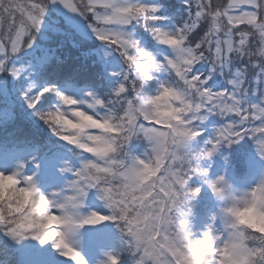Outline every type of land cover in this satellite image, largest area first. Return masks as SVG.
<instances>
[{
	"label": "snow or ice",
	"instance_id": "obj_1",
	"mask_svg": "<svg viewBox=\"0 0 264 264\" xmlns=\"http://www.w3.org/2000/svg\"><path fill=\"white\" fill-rule=\"evenodd\" d=\"M182 4L177 18L170 0H0V127L17 126L25 143L53 155L66 146L59 172L72 179L62 191L69 193L65 199L78 216L59 205L61 214L52 221L54 201L40 196L35 174L27 171L29 164L39 168L33 155L18 161L15 171H0V178L22 182L21 191L39 196V204L47 207L37 215L38 208L29 209L27 200L20 207L8 204V219L0 208L5 236L16 243L34 240L50 245L72 264L86 261L70 237L86 225L104 222L126 225L136 264H250L264 255V240L249 246L244 233L235 232L237 224L220 230L215 216L202 231L193 230L191 209L181 206L185 198L199 196L201 188L193 186L188 176L195 172L206 178L209 173L191 167L182 155L181 149L192 139L188 130L149 118L146 111L181 84L199 89L198 111L209 116H215L222 97L232 106L231 114L219 121L223 127L213 129L215 138L205 141L208 147L202 155L211 159L222 143L243 137L255 142V152L264 159V140L256 139L264 136V101L259 100L264 94V67L254 73L255 96L251 90L243 92L248 82L242 81L247 100L231 86L208 90L205 83L200 88L208 72L198 71L205 57L223 61L237 43L246 44L245 27L264 28V4L262 0H182ZM222 23L227 25L223 31ZM90 41L102 47H91ZM187 43L195 48L184 47ZM176 50L187 53V58L174 56ZM114 58L120 62L119 70L113 68ZM193 63L191 69L182 66ZM211 71L215 73V67ZM236 108L244 121L240 125L230 122ZM250 120L255 122L251 127ZM45 130L58 143H40ZM193 131L203 139V133ZM97 144L104 150L93 151ZM145 146L152 153L148 161L133 155ZM69 150L75 162L68 158ZM113 176H119L121 183H110ZM203 183L223 197L222 177ZM92 190L99 193L106 215L83 213ZM258 190H264V180ZM133 211L135 216L129 215ZM105 264L121 261L109 253Z\"/></svg>",
	"mask_w": 264,
	"mask_h": 264
},
{
	"label": "clouds",
	"instance_id": "obj_2",
	"mask_svg": "<svg viewBox=\"0 0 264 264\" xmlns=\"http://www.w3.org/2000/svg\"><path fill=\"white\" fill-rule=\"evenodd\" d=\"M220 2V0H218ZM264 4V0H262ZM261 24L264 25V21H261ZM227 29V25L222 23V31ZM243 32L247 33L246 44L237 43L231 53L230 58H225L221 61L215 56L211 58V62L208 57H205L204 61L200 63L198 71L201 75H204L205 71L208 72V75H204V80L200 84V88H203L205 83H208V90L214 89L215 85H209V77L213 80L215 77H219L225 86V90L231 86L240 96L242 100H247L248 97L243 95L241 91V84L243 80H247V85L243 87V92H248L251 90L253 96L256 94V85H255V75L260 71L261 67H264V28L254 25L252 27H245L242 29ZM190 39V35L188 37ZM184 47L195 48V45L187 43ZM198 54L199 49H195ZM173 55H184L187 58V53L181 54L178 50L173 52ZM223 64V67H221ZM183 67L191 69L195 67V64H185ZM260 66V67H258ZM215 67L216 71L213 73L211 69ZM237 73H240V76H237ZM261 92L264 93V89H261ZM201 97L199 96V89L190 88L183 84L179 85V90H169L164 93L160 98L159 104L156 106L149 105L146 111L149 113V118H158L161 121H164L170 124L174 128H182L188 130V134L192 137L188 141L187 145L184 146L181 151L182 155L186 160L192 162L191 167L196 168L200 167L205 169L209 175L206 178L199 177L195 172L188 176V181L191 182L194 178L199 181L200 186L203 187L204 179L207 180H216L219 177L223 178V185L221 187L225 188L223 197L215 194L210 188V192L213 198L219 202L217 210L212 213L211 217H217V221L220 222V230L225 228L226 224H237L238 227L235 229V232H243L244 236L247 237L249 246L255 241L264 240V235L261 233L264 232V190H258V185L262 180H264V172L261 173L257 182L250 188L246 190H236L233 184L226 178L225 175H217L215 178H210V169L212 164L215 161V158L220 156L225 162L227 161L224 155L223 150H230L233 146L240 144L244 141V138L241 137L238 142L234 143H222V146L219 148L217 153L211 159L202 155L205 149L208 147L205 141L212 140L215 138L213 129L223 127L222 124L215 125L210 124L209 122L215 119L216 121L224 120L231 114L232 106H229L225 103L222 97L218 98V104L220 105L219 110L215 113V116H209L207 112H200L198 108L200 106ZM260 101H264V94L259 96ZM245 107L247 105L245 104ZM235 115L232 116L231 123L235 125H240L244 121L239 118V108L235 109ZM64 123L71 128L72 124L68 121ZM255 122L248 121V125L251 127ZM193 130H198L199 133H203V139L198 138L197 133ZM237 130V129H233ZM207 132L208 137L204 138V133ZM257 140H264V136L256 137ZM253 146L255 152V142L249 140ZM124 143L123 140L120 141ZM137 143H141L138 141ZM169 147L172 151H175V147L172 145L171 141L169 142ZM93 151H103L104 146L102 144H97V146L92 149ZM257 158L264 162V159H261L260 155L255 152ZM133 155L141 156L144 160L148 161L151 159L152 153L150 148L147 146L141 147V151L133 153ZM68 158L72 159L74 162L76 157L72 155V151L69 150ZM62 167V164L60 165ZM15 171V168L12 170ZM68 176V175H65ZM71 180L72 177L69 176ZM109 182H115L117 184L121 183L119 176H113L109 178ZM25 186L22 182L17 183L16 181H10L6 178H0V208L3 209L5 218L8 219V204H14L17 207L23 206L25 200H27L29 209H37L39 211L45 210L47 206L39 204V196L22 192ZM67 183L64 188L59 192H50L44 194L38 188L40 196H43L47 199L53 200L52 205V221L55 222L60 216L61 212L59 205H65L66 211L71 213L74 218L78 219L76 212L72 207V203L67 201L65 197L69 195L67 192H63V189H66ZM119 190V189H118ZM95 193L97 199L99 193L96 190H92L90 193ZM52 193H61L59 196H52ZM198 196H189L184 199L182 203V210L191 209L192 212V202L196 200ZM234 197V199H233ZM222 209H234L230 214L222 213ZM135 212H130L129 215L135 216ZM11 219H18L17 217H11ZM190 222L192 224V215L190 217ZM120 239L122 241V248L120 252L114 254L119 259L121 256H127L129 264H136L137 257L133 254L134 250L129 248V240L127 232L124 230L126 225L124 224H114ZM193 227V224H192ZM4 229L0 228V232H3ZM228 231H232L229 229ZM227 235V233H225ZM195 252V249L193 250ZM121 261V259H120ZM106 262V261H105ZM104 262V264H105ZM250 264H264V255L256 257L250 261Z\"/></svg>",
	"mask_w": 264,
	"mask_h": 264
},
{
	"label": "trees",
	"instance_id": "obj_3",
	"mask_svg": "<svg viewBox=\"0 0 264 264\" xmlns=\"http://www.w3.org/2000/svg\"><path fill=\"white\" fill-rule=\"evenodd\" d=\"M170 4L172 5V11L176 13L177 18L183 11V4L182 0H170ZM147 44V41L145 40ZM89 45L91 47H102L99 42L90 41ZM113 68L119 67V60L118 58L113 59ZM220 81L212 83V85H219L221 88L223 87V83ZM211 122V121H210ZM209 122V123H210ZM208 133H204V138L208 137ZM25 138L21 131L18 130L17 126H8V127H0V158L3 160L8 159L9 157H24L35 155L36 157V164H39V173L43 175V179L45 182L49 183H57V182H64V180L68 177H63L59 169L61 165L62 156L60 154L67 155V148L66 146L61 145L55 151L57 155H53L51 152H48L44 148H40L37 150L33 146L24 142ZM45 140H51L53 143H58L55 140V137H51V134L45 130L41 134V141L43 143ZM141 151V148L138 149L137 152ZM223 153L227 156L226 161V172L228 175H231L233 180L236 183H244L253 176H256L257 166L259 169V165L257 162H253L252 156L255 155L253 146L250 141L247 139L242 141L240 144L233 146L230 150H223ZM219 157V156H218ZM216 157V158H218ZM215 163V164H214ZM212 166L216 168L218 164V160H215ZM62 176V177H61ZM193 186H200L199 182L196 179H193L190 182ZM209 193L204 191V187H201V192L199 196L192 202V224L193 230L196 232L202 231L203 228L200 225V216H203L205 211L209 207V200L210 196ZM96 201L98 204L102 202L97 199L95 193H90L86 202ZM99 211L106 215L107 212L103 207L99 206ZM100 228L98 231L101 233L100 236H91L93 239H99L100 242L103 243L104 247L110 246V249L118 248L121 250L122 248V241L120 236L114 226V224L110 222H104L98 224ZM8 238V240H7ZM0 232V264H25L24 260L18 256V261H14L11 259V253H15L19 247L20 249L25 251V248L20 245H17L15 241L11 240ZM14 245V246H13ZM16 245V246H15ZM45 264H72L71 261L66 260L65 258L58 255L55 252L53 257H50V262ZM121 264H129V260L127 256H123L121 258Z\"/></svg>",
	"mask_w": 264,
	"mask_h": 264
},
{
	"label": "rangeland",
	"instance_id": "obj_4",
	"mask_svg": "<svg viewBox=\"0 0 264 264\" xmlns=\"http://www.w3.org/2000/svg\"><path fill=\"white\" fill-rule=\"evenodd\" d=\"M115 70H119V67H115ZM220 81L222 84L223 82L220 80L219 77H215L213 80L209 81V85H212V83ZM215 89V88H214ZM210 124L219 125V121H216L213 119ZM225 155V154H224ZM31 155L29 156H22V157H9L6 160H3V158H0V171H12L16 163L23 159H31ZM253 162H257L259 165V169L257 166L256 176L250 178V180L244 182V183H236L231 175H228L226 172V162L222 157L215 158V160H218V164L215 168V166L211 167L210 169V178H215L217 175H225L226 178L233 184L234 188L236 190H246L250 187H252L257 180L259 179L262 172H264V162L259 160L255 155L252 156ZM215 164V163H214ZM59 169V168H58ZM28 174H35L36 176V183L38 188L41 190L42 193L48 194L50 192H59L62 188L65 187L68 179L70 177L68 176L64 182H57L49 184L44 181L43 175L39 173V169L35 168L32 164H29L28 167ZM65 177L64 175H62ZM61 176V177H62ZM195 179V178H194ZM199 182V181H198ZM204 191L208 192L210 196L209 200V207L211 209H207L203 216H200V225L204 229V227L211 222V215L217 210L219 202L216 201L209 188L205 185ZM85 208L83 210L84 214H87L88 211H97L99 214L103 215L99 211V206L101 204H98L96 201H90L85 203ZM99 225H86L84 228L80 229L78 232L74 233L70 237V241L72 242L73 246L76 247L79 251L81 256L86 261V264H104V262L107 260V254H116L120 252L118 248L110 249V246L104 247L103 243L99 241V239H93L91 236H100L101 233H99L100 228ZM216 227L220 229L221 225L220 222H216ZM7 238V236H6ZM8 240V238H7ZM17 245H22L25 248V251L19 249L15 253H11L12 257L11 259H14V261H18V256H20L25 264H45L50 262V257H53L55 255V250L51 248L50 245H40L38 241L34 240H26L21 243H16ZM14 246V245H13ZM16 246V245H15ZM122 258V256H121ZM120 258V259H121Z\"/></svg>",
	"mask_w": 264,
	"mask_h": 264
}]
</instances>
